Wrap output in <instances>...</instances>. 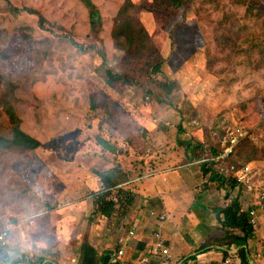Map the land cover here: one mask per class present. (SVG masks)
<instances>
[{
  "label": "rangeland",
  "instance_id": "obj_1",
  "mask_svg": "<svg viewBox=\"0 0 264 264\" xmlns=\"http://www.w3.org/2000/svg\"><path fill=\"white\" fill-rule=\"evenodd\" d=\"M86 1L0 0V136L11 140L16 122L41 143L0 150L3 264H81L86 242L103 264L132 195L102 215L99 175L114 189L189 149L214 181L202 161L228 126L249 131L232 160L264 189V0H90L95 27ZM262 211L249 264H264Z\"/></svg>",
  "mask_w": 264,
  "mask_h": 264
},
{
  "label": "built area",
  "instance_id": "obj_2",
  "mask_svg": "<svg viewBox=\"0 0 264 264\" xmlns=\"http://www.w3.org/2000/svg\"><path fill=\"white\" fill-rule=\"evenodd\" d=\"M193 124L200 125L198 121ZM191 126L192 122L189 124ZM249 131L241 127H225L220 139V149L216 155L203 159V163H211L214 171L226 180H234L243 192L246 208L241 211L249 214L250 224L255 228L260 223V214L264 212V189H259L254 181L255 176L248 165L232 160L239 143L250 137ZM145 175L138 176L135 180L126 182L116 188L103 189L106 193V200L113 203V209L118 211L123 203L124 193H131L132 203L128 207L131 214L122 219H115V248L108 256V264H234V250L227 251V256L219 262L205 261L203 254H196L193 257L179 256L173 253L167 238L163 233V227L169 217L164 209L154 208L150 205L148 197L134 198L133 192H120L125 186L138 182L145 178ZM228 185H225L220 192L227 193ZM95 195V194H94ZM242 196L239 197L241 203ZM122 202V203H121ZM223 202V200H222ZM243 202V201H242ZM228 204L223 202V207ZM259 219V221H258ZM10 230L0 231V244L6 245ZM129 254L132 256L129 257ZM76 262V260H74Z\"/></svg>",
  "mask_w": 264,
  "mask_h": 264
},
{
  "label": "crops",
  "instance_id": "obj_3",
  "mask_svg": "<svg viewBox=\"0 0 264 264\" xmlns=\"http://www.w3.org/2000/svg\"><path fill=\"white\" fill-rule=\"evenodd\" d=\"M187 150L188 152L170 153L157 161L156 167L150 168L153 171L148 169L147 173L142 174L146 177L132 186L133 196L148 197L152 207L168 212L169 219L163 227V233L173 253L189 258L203 254L204 260L208 262L221 261L226 254L225 250H234L238 255L240 247L221 230L222 226L210 206L213 201L210 193L212 189L206 183H216L208 178L209 173L204 164L195 165L196 159ZM183 159L187 162L182 163ZM217 187L216 190H219L221 186ZM219 202L221 205L217 206L222 207L221 198ZM206 220H209V226L204 223ZM203 226L205 227L201 230ZM236 234L241 235L239 232ZM114 248L115 246L109 248L108 253L102 257V262L108 261ZM46 262L50 261L44 260L42 264ZM0 264L3 262L0 261ZM234 264H241L239 257H235Z\"/></svg>",
  "mask_w": 264,
  "mask_h": 264
},
{
  "label": "trees",
  "instance_id": "obj_4",
  "mask_svg": "<svg viewBox=\"0 0 264 264\" xmlns=\"http://www.w3.org/2000/svg\"><path fill=\"white\" fill-rule=\"evenodd\" d=\"M87 7L90 9V19L92 27L97 26V21L100 20V12L97 9V7L90 1H86ZM172 5L176 8L178 7H184L182 2H179L177 0H172ZM96 7V8H95ZM97 22V23H96ZM157 69H159V65L156 66ZM117 79H121V76H117ZM12 118L16 120V116L13 115ZM13 138L11 140L4 139L0 136V150H9L13 148H18L22 151H34L37 150L41 143L35 139L34 137L26 134L23 132L19 124L14 122L13 123ZM219 149H217L218 151ZM217 151L214 153V155L217 154ZM207 165H211V163H206ZM100 178H102L106 186L104 189L113 188L116 186V184L110 185L108 183L109 178L103 175H99ZM218 176L214 179V181L219 182V187L222 189L225 185H228L227 188V194L222 197V200L224 203H227V207H222L220 209H217V218L221 224V226L224 229L225 234L229 239H233L234 243L238 244L240 247L239 250V258L241 261V264H249V253L247 249L248 241L252 238L254 233V228L250 224L249 214L246 212L241 211V204L239 201V197L241 196V188L237 185V182L234 180H226L224 177L220 176L219 174H216ZM96 195V194H95ZM106 193L101 191L100 196L95 201L96 207L98 211L105 216H111L114 213L113 209V203L106 200ZM230 230H236L240 231L239 233L241 235H238L236 233H233V235L230 234ZM82 262L81 264H97V251L89 244L84 243L82 246ZM227 256V253L225 254V257ZM107 262V263H106ZM44 264H55L53 262H46ZM108 264V261L105 260V263Z\"/></svg>",
  "mask_w": 264,
  "mask_h": 264
}]
</instances>
